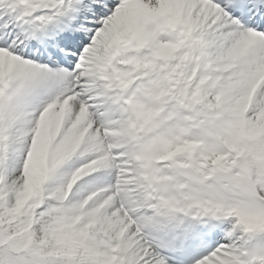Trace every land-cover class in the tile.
<instances>
[{"label":"snow or ice","instance_id":"6c2138e0","mask_svg":"<svg viewBox=\"0 0 264 264\" xmlns=\"http://www.w3.org/2000/svg\"><path fill=\"white\" fill-rule=\"evenodd\" d=\"M0 264H264V0H0Z\"/></svg>","mask_w":264,"mask_h":264}]
</instances>
